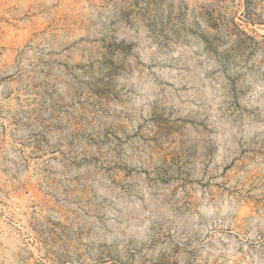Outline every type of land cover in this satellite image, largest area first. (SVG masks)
<instances>
[{"label":"rangeland","instance_id":"1","mask_svg":"<svg viewBox=\"0 0 264 264\" xmlns=\"http://www.w3.org/2000/svg\"><path fill=\"white\" fill-rule=\"evenodd\" d=\"M0 264H264V0H0Z\"/></svg>","mask_w":264,"mask_h":264}]
</instances>
